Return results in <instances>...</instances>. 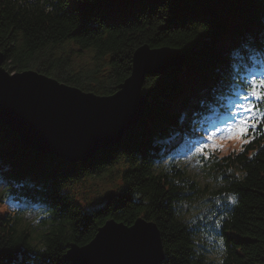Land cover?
I'll return each instance as SVG.
<instances>
[{"label":"trees","instance_id":"trees-1","mask_svg":"<svg viewBox=\"0 0 264 264\" xmlns=\"http://www.w3.org/2000/svg\"><path fill=\"white\" fill-rule=\"evenodd\" d=\"M263 35L264 0H0V51L8 70L34 68L83 90L109 94L130 74L132 53L140 45L177 48L186 57L181 69L146 76L144 117L120 145L87 162L71 165L40 156L0 124L1 175L37 185L28 191L42 193L52 212L38 234L0 208V264H69L63 259L66 244L88 242L109 217L130 223L138 215L158 225L167 253L164 264H201L178 207L193 188L154 166L158 148L151 142L175 124L176 109L185 108L208 78L227 71L240 41L249 39L260 47ZM72 45L92 50L96 61L91 74L74 71L65 56L55 55ZM193 75L201 77L192 80ZM119 160L125 166L121 197L82 212L64 188ZM215 168H223L222 188L236 198L223 224L224 264H264V150L251 161L231 156ZM206 190L197 187L195 195Z\"/></svg>","mask_w":264,"mask_h":264},{"label":"water","instance_id":"water-1","mask_svg":"<svg viewBox=\"0 0 264 264\" xmlns=\"http://www.w3.org/2000/svg\"><path fill=\"white\" fill-rule=\"evenodd\" d=\"M2 62L0 52V122L32 150L69 162L88 160L133 129L146 104L141 86L147 74L185 64L177 49L138 47L131 75L118 85L120 89L97 97L35 71L9 75ZM66 258L74 264H158L162 254L153 224L139 220L126 228L107 221L88 245L73 246Z\"/></svg>","mask_w":264,"mask_h":264},{"label":"rangeland","instance_id":"rangeland-1","mask_svg":"<svg viewBox=\"0 0 264 264\" xmlns=\"http://www.w3.org/2000/svg\"><path fill=\"white\" fill-rule=\"evenodd\" d=\"M74 55L75 56L71 58L72 61L75 62L76 68H80L82 72H85L88 68L92 67L93 62L91 54L85 52ZM191 170L194 172V169ZM117 179H120L119 172H114L112 175H101L99 177L85 179L75 184L72 187V191L76 195L77 199L85 205L91 198H97L101 196L105 190L112 188L113 182Z\"/></svg>","mask_w":264,"mask_h":264},{"label":"snow or ice","instance_id":"snow-or-ice-1","mask_svg":"<svg viewBox=\"0 0 264 264\" xmlns=\"http://www.w3.org/2000/svg\"><path fill=\"white\" fill-rule=\"evenodd\" d=\"M261 83H264V81H261ZM257 95L259 96L260 93H257ZM248 111H253V109H252V108H249ZM247 123H248L247 120H243V119H242V120L240 121V123L236 126V132H237L238 134H240V135L245 134L246 131H247V128H246ZM234 138H236V137H229V139H234ZM249 142H250V141H248V140L243 141V143H245V144H247V143H249ZM215 146H216L215 144L212 145V147H215ZM205 147H208V146L205 145ZM229 199L235 201V197L229 196Z\"/></svg>","mask_w":264,"mask_h":264},{"label":"bare ground","instance_id":"bare-ground-1","mask_svg":"<svg viewBox=\"0 0 264 264\" xmlns=\"http://www.w3.org/2000/svg\"><path fill=\"white\" fill-rule=\"evenodd\" d=\"M119 16V15H118ZM163 72V71H162ZM162 72H160V73H162ZM232 92H234V90H235V88L234 87H231V89H230ZM6 126H8L9 127V129L10 130H12L13 131V129L9 126V125H6ZM134 128V127H133ZM23 144V143H22ZM25 147H27V148H29L30 150H32L28 145H25V144H23ZM25 204H27V203H25Z\"/></svg>","mask_w":264,"mask_h":264}]
</instances>
